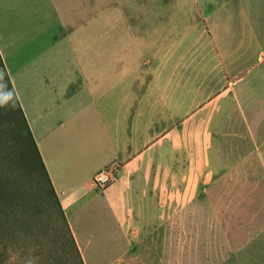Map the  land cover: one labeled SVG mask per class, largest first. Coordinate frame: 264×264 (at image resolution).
Instances as JSON below:
<instances>
[{"label": "crops", "instance_id": "crops-1", "mask_svg": "<svg viewBox=\"0 0 264 264\" xmlns=\"http://www.w3.org/2000/svg\"><path fill=\"white\" fill-rule=\"evenodd\" d=\"M165 9L166 0H0V57L83 263L92 217L133 243L181 215L183 130L207 135L205 119L221 132L219 106L231 108L226 121L240 119L241 143L197 167L191 201L213 200L236 173L264 184V57L254 81L250 71L225 83L203 76L206 66H183L181 51L166 48L181 22ZM217 21L214 36L232 31ZM254 24L264 41V20ZM210 88L224 91L199 98ZM110 166L114 181L97 188Z\"/></svg>", "mask_w": 264, "mask_h": 264}, {"label": "rangeland", "instance_id": "rangeland-1", "mask_svg": "<svg viewBox=\"0 0 264 264\" xmlns=\"http://www.w3.org/2000/svg\"><path fill=\"white\" fill-rule=\"evenodd\" d=\"M165 20L181 22V33L167 40L166 48L181 51L183 66L194 63L202 72L206 66L203 76L224 83L247 71L249 81L260 76L255 67L260 55L264 57V41L257 39L254 20H264V0H166ZM217 20H231L234 25L228 27L232 31L214 36L224 27ZM222 91L199 89V98L212 99ZM6 98L0 94V177L7 181L9 195L0 201V264H264V184L245 185L236 173L213 200L191 201L197 167L211 156L219 161L223 153L241 143L234 138L243 131L240 119L225 120L231 112L229 106L223 113L217 107L221 132L213 131L215 121L205 119L199 121V127L207 135L199 131L198 136H190L189 127L183 130L181 215L166 217L165 232L132 234L133 243L92 217L87 229L92 238L83 263L36 153L30 144L26 148L19 141L23 123L16 106L12 103V113ZM231 123L237 127H228Z\"/></svg>", "mask_w": 264, "mask_h": 264}, {"label": "trees", "instance_id": "trees-1", "mask_svg": "<svg viewBox=\"0 0 264 264\" xmlns=\"http://www.w3.org/2000/svg\"><path fill=\"white\" fill-rule=\"evenodd\" d=\"M0 94L5 95L7 97L6 100H7L8 104H9L8 106L11 107L10 109L12 110L11 111L12 113H14V110L12 109L13 104L17 108V112H18V114H19V116L21 118V122L23 123L22 132L19 133L20 134L19 141L26 148H28V145L30 144V146L32 147L33 151L36 153V156H37L38 160L40 161V164H41V167H42L46 182L48 184L49 191H50L52 197L54 198V200L56 202V205H57V208H58V210L60 212L61 217L63 218V220L66 223V228H67V230L69 232L71 241H72V243L74 245V249L79 254L78 249H77V247H76V245L74 243V240L72 238V235H71V233L69 231V228H68L67 222L65 220L64 214L62 212L60 203H59V201L57 199V196H56V194H55V192H54V190L52 188V185H51V182H50L49 177L47 175V172H46V170L44 168V165H43V163L41 161V158H40L39 152L37 150V147L35 145V142L33 140L32 134H31V132L29 130V127H28V125H27V123L25 121V118L23 116V113L21 111L19 103L17 101V98H16V96L14 94L13 87H12L11 82L9 80L8 74H7L6 70H5V67H4V64H3L2 60H1V57H0ZM2 118H3V116L0 117V119H1L0 129L2 127ZM4 180H5L4 178L0 177V201H3V202L5 200L9 199V195H8V192H7L8 191L7 190V181L6 180L4 181ZM80 259H81V257H80Z\"/></svg>", "mask_w": 264, "mask_h": 264}, {"label": "built area", "instance_id": "built-area-1", "mask_svg": "<svg viewBox=\"0 0 264 264\" xmlns=\"http://www.w3.org/2000/svg\"><path fill=\"white\" fill-rule=\"evenodd\" d=\"M115 172V166H110L101 170L93 178L94 185L99 189L107 188L114 181Z\"/></svg>", "mask_w": 264, "mask_h": 264}]
</instances>
